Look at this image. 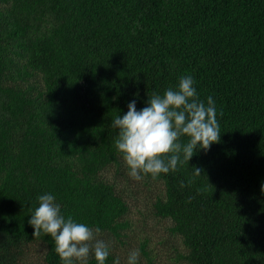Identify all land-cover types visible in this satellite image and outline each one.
<instances>
[{
    "label": "trees",
    "instance_id": "1",
    "mask_svg": "<svg viewBox=\"0 0 264 264\" xmlns=\"http://www.w3.org/2000/svg\"><path fill=\"white\" fill-rule=\"evenodd\" d=\"M188 75L221 136L145 176L163 188L154 213L186 264H264V0H0V264L34 246L61 264L28 223L45 193L65 218L119 235L129 208L103 177L123 161L111 121Z\"/></svg>",
    "mask_w": 264,
    "mask_h": 264
},
{
    "label": "clouds",
    "instance_id": "2",
    "mask_svg": "<svg viewBox=\"0 0 264 264\" xmlns=\"http://www.w3.org/2000/svg\"><path fill=\"white\" fill-rule=\"evenodd\" d=\"M194 83L192 76H182L176 88H168L163 95L154 93L143 109L137 111L133 100L125 115L111 121V127L118 130L115 148L133 180L149 175L156 180L160 174L175 171L178 164H188L198 151H207L219 142L215 101L211 96L206 103L202 101ZM192 169L194 175L201 176V168ZM37 201L38 207L28 221L34 229L33 237L43 233L51 238L61 264H88L90 254L97 264H105L109 246L97 238L99 227L93 229L71 216L65 218L51 193L40 195ZM139 255L138 249L131 251L126 264H137ZM113 264H120L119 258Z\"/></svg>",
    "mask_w": 264,
    "mask_h": 264
},
{
    "label": "rangeland",
    "instance_id": "3",
    "mask_svg": "<svg viewBox=\"0 0 264 264\" xmlns=\"http://www.w3.org/2000/svg\"><path fill=\"white\" fill-rule=\"evenodd\" d=\"M103 177L115 186L129 208L122 218L126 227L118 231V236L100 232L97 237L106 242L115 259L126 264L129 253L138 249L137 264H186L180 258L183 253L181 242L170 232V220L161 219L154 213L153 204L163 197L162 186L145 179L133 180L124 161L108 167ZM22 264H43L42 248L32 247Z\"/></svg>",
    "mask_w": 264,
    "mask_h": 264
}]
</instances>
